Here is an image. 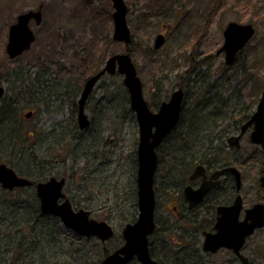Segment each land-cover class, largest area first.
<instances>
[{"label":"rangeland","instance_id":"obj_1","mask_svg":"<svg viewBox=\"0 0 264 264\" xmlns=\"http://www.w3.org/2000/svg\"><path fill=\"white\" fill-rule=\"evenodd\" d=\"M125 1L135 43L131 49H136L132 59L143 83L145 99L149 103L155 97L153 92H158L168 100L175 89L183 88L184 122L194 117L196 124L201 118L210 126L209 134L192 145V151L204 157L209 143L204 140L206 136L209 139L219 135L229 126L226 122H231V119L219 121V112L228 113L233 107L242 109L243 106L256 110L258 101L254 103L252 99L254 87L264 82V62L259 63L257 55L264 49V0H221L220 9L206 28L204 16L210 0ZM40 6L42 22H30L36 40L28 51L11 59L6 51L9 26L19 14ZM150 7H154L157 14L150 11L153 9ZM113 11L110 0H0V86L5 88L0 126L2 107H9L14 99L20 98L17 107L22 128L40 137L35 144L32 140L33 149L24 155L6 150L0 143V162L12 161L19 174H29L33 179L48 173L63 175L65 193L74 208L88 210L93 218L108 221L115 229L113 239L102 243L96 237H82L63 224L56 227L52 222L53 226H46L49 233L53 232L49 235L52 243L45 257L35 264H101L105 250L123 243L125 224L138 217L139 126L130 108L123 76L107 74L97 84L91 105L87 107L92 125L85 130L79 129L77 113L72 117V101L65 94L66 89L60 87L64 84L70 85L69 90L78 87L93 66L85 69L86 75L80 68L88 67L93 61L104 66L109 56L126 52L124 42L106 38L109 33L112 39ZM171 11L174 15L165 18ZM144 12L145 20H142L140 15ZM231 21L252 23L256 34L240 53L234 68L228 70L219 49L224 44L226 25ZM161 32L166 36L165 43L154 49L155 39ZM46 77L51 82L47 87L40 86ZM226 78L233 79L225 82ZM240 87L243 93L232 94L231 99L224 101L233 88ZM204 109L210 113L203 118L200 111ZM30 111L33 113L26 117ZM182 130L183 127L178 131ZM249 132L242 137L240 148H229L227 144L223 155H217V163L261 155L262 147L249 140ZM176 140L177 133L158 148L164 162L170 160L166 158ZM209 149L216 154L219 152L215 144ZM180 171L178 168L177 172H168L163 167L157 173L156 216L162 224L160 231L166 232L165 236L153 238L155 252L165 258V264H242L226 249L215 254H200L196 256L199 262L191 260L193 249L188 223L181 221L178 215L185 211L184 199L178 202L181 187L176 189L182 177ZM244 174L246 181L241 194L246 201L244 207H249L254 203V157L246 165ZM35 191L25 188L19 195L25 197L27 203V196ZM263 191L258 190L257 195L264 197ZM7 197L12 199V196ZM198 237L203 239L201 235ZM196 247H200V243ZM179 249H183V253H177ZM243 253L249 258V264H264V228L248 238Z\"/></svg>","mask_w":264,"mask_h":264},{"label":"water","instance_id":"obj_2","mask_svg":"<svg viewBox=\"0 0 264 264\" xmlns=\"http://www.w3.org/2000/svg\"><path fill=\"white\" fill-rule=\"evenodd\" d=\"M114 11L113 17V39L129 45L132 40V31L128 25V6L125 0H111ZM35 19L37 24L42 22V9L29 10L21 13L17 21L9 27L8 42L6 51L8 56L17 58L29 50L36 40V36L30 27V20ZM255 28L251 23L229 22L224 30V44L219 53L225 52V62L232 65L237 54L253 38ZM165 42V36L160 33L155 40L154 47L160 48ZM109 73L123 75V84L130 95L131 108L135 111L139 125L138 144V218L135 222L127 223L122 231L125 243L108 254L102 264H128L135 256L140 264H160L153 259L149 250V236L156 228L155 211V173L158 166V155L156 148L162 143L166 136L178 125L181 116L184 91L182 88L174 90L170 99L161 104L158 112L150 110L148 102L143 93V83L138 75L136 66L129 52L116 53L111 55L102 70L87 78L79 100L78 124L80 129L90 126V119L85 110V104L93 89L101 77ZM5 93V88L0 86V103ZM31 112L26 114L30 117ZM252 126L250 140L252 143L260 144L264 149V88L261 93L257 108L251 118L241 127L237 136L229 139L231 146L240 147V139ZM234 173L238 188L241 185L240 172L235 167L221 169L213 174V177L224 172ZM203 172V167L195 168L192 178ZM66 179L55 176L36 183V194L40 200L42 213L59 217L62 223L84 237H98L106 242L114 235V229L110 223L104 220H97L90 216L86 209H75L63 191ZM0 184L4 189L13 190L17 187L33 185V182L18 175L14 168L7 163H0ZM264 187V176L261 178ZM210 186L202 185L194 191L190 186L185 188V195L190 201V207L202 200ZM62 200V201H60ZM242 209V198L238 196L235 203L230 206L219 207V217L215 225L216 232H207L204 249L216 252L221 247L231 248L248 264V259L241 254V248L246 238L254 233L256 227L264 226V204H257L246 211V217L239 220ZM260 211V217L254 218V211Z\"/></svg>","mask_w":264,"mask_h":264},{"label":"trees","instance_id":"obj_3","mask_svg":"<svg viewBox=\"0 0 264 264\" xmlns=\"http://www.w3.org/2000/svg\"><path fill=\"white\" fill-rule=\"evenodd\" d=\"M221 6V0H210V3L207 8V14L204 16L206 18L205 20V28L206 25H208V22L210 19L216 14V12L220 9ZM153 9H150V11L153 10L155 12L154 14H157V11L154 10V7H150ZM171 14L168 13V15H165V18H169L172 15H174L173 11L170 12ZM143 15H146L145 12L141 14L140 16L142 17V20H145V17ZM107 41L113 40L109 37V33L106 35ZM132 44L130 45L129 51L131 52V55H133L136 52V49L134 48V51H132L131 46H133L135 43H133V40L131 42ZM240 55V54H239ZM259 55V63L264 62V49L257 54ZM239 56L236 59V62L238 60ZM235 62V63H236ZM227 66L225 64L226 69H232L235 66ZM93 66V67H92ZM92 67L89 69L91 71L89 74H87L86 78L80 83L78 87H73L72 89L69 90L70 85H61L60 87L63 89H66L65 94L67 95L68 98L72 101V106H73V118H75V114L78 113V105L76 100L78 99L82 89L85 80L87 77L90 75L96 73L100 67L101 63H95L94 61L92 62L91 65L85 68H80L81 72H83L86 75V68ZM223 75V74H222ZM222 78H225V75L222 76ZM227 79V78H226ZM233 78H228L225 82L231 81ZM51 82V79H44L40 84L42 87H47L49 83ZM1 83V82H0ZM262 83V82H260ZM256 85L254 87V98L253 101L256 103L259 101L260 94L263 89V83ZM243 89L240 87L239 89H232L231 93L226 96L225 100L231 99V95L234 94H239L243 93ZM155 97L152 98L153 100L150 101V107L152 109H156L159 104L163 100V96L159 94L158 92H153ZM20 98L14 99L13 102H11L10 106L8 107H2L1 110H3V114H1V119L3 117V122L1 123L0 126V143L2 144V148L6 150H14L16 152H19L21 155H24L27 153L28 150L33 149V144H35L40 137L36 136L34 132H30L27 130H24L22 128V125L20 123V120L18 119V116H20V112L17 107V103L19 102ZM251 99V98H250ZM2 103V102H1ZM226 104V102H224ZM244 106L242 109L238 107H233L231 110L226 113L225 111L219 112V121L222 120H229L226 122V125H229L226 129H224L222 132H220L219 135L211 138H209V143L205 146L206 150L204 151L203 155H208L210 161L214 160V156L210 155V152L212 150L209 149V146L211 144H215L218 146V143H221L222 147L225 149V140L226 138L233 132H237L240 130L241 125L246 122L248 119L251 118L252 113L254 112L251 107L247 106L245 109ZM238 109L240 112L239 119L236 120L234 114V110ZM201 114L204 117H207L208 114L210 113V110L204 109L200 111ZM33 113V111H32ZM228 114V116H227ZM201 115V116H202ZM197 119H194V117L191 119V121L184 122L183 117L181 119V124L177 129L174 130V132L170 135L172 136L173 134L177 133L178 140L174 141L172 146L173 151H170L168 158L170 159L168 162H164L162 157L160 156L159 158V167L163 169V167L167 168L168 172H177L178 168H180V174L182 173V177L186 178V175L190 172V170L193 168L196 163L200 162H206V157H200L196 155V151H192L194 147L192 145L197 144L199 141V136L201 139L202 137L209 134L210 132V126L205 123V120L200 118L199 121L194 124V121ZM210 120V119H209ZM75 121V120H74ZM235 121V122H234ZM14 123V125H11L10 123ZM211 122V121H210ZM4 128V131H1V128ZM181 127H183L182 131H178ZM7 131V135H4V132ZM170 136L166 139V143L169 140ZM177 139V138H176ZM32 140H34L32 144ZM204 140L208 141V137ZM217 140V142H215ZM201 142V141H200ZM28 145L26 147L25 145ZM199 144V143H198ZM199 149V148H198ZM34 152V151H33ZM31 153V155L35 156L34 153ZM195 154V155H194ZM254 156H251L250 158H243L241 161H238L240 165L245 167L248 162L253 158ZM7 163L13 166L12 161L7 160ZM227 164V163H226ZM138 165V164H137ZM260 167L264 166L262 164H259ZM16 168V167H15ZM182 168V169H181ZM18 172V171H17ZM20 175H26L29 179L35 181H40L44 180L47 177L52 176L53 174H45L44 176H41L39 178H30L31 175L29 174H20ZM177 176V175H176ZM157 178V175H156ZM178 181V185L176 187L179 188L182 186L183 181ZM162 181V180H161ZM162 182H160L161 184ZM158 182L156 181V185ZM31 189V188H30ZM19 189H16L14 191H8L2 189L0 186V264H35V262H39L43 257H45L47 253V248L50 243H52L51 238H49V235L53 232L51 231L50 233L46 229L47 225H54L56 227H63L61 224V221L59 218L51 216L49 214H42L40 210V201L36 195V192H32L30 195L27 196V203L25 197H21L19 195ZM157 192V189H156ZM17 194V195H15ZM157 194V193H156ZM7 196H12V199H9ZM7 197V198H5ZM25 199V200H24ZM137 203V200H136ZM134 219H132L131 222H133ZM161 221L159 218L156 216V230L154 234L152 235V238L158 237L159 235H162L166 232V230L160 231L161 229ZM49 228V227H48ZM183 245L181 244V247ZM118 245L113 247L112 249H107L104 252V256L109 253L110 251L114 250L117 248ZM151 254L153 257H159L160 258V253L155 252V244L150 246ZM183 249H179L177 253H183ZM162 257V256H161ZM164 258V257H163ZM165 259V258H164ZM185 264V263H184Z\"/></svg>","mask_w":264,"mask_h":264},{"label":"flooded vegetation","instance_id":"obj_4","mask_svg":"<svg viewBox=\"0 0 264 264\" xmlns=\"http://www.w3.org/2000/svg\"><path fill=\"white\" fill-rule=\"evenodd\" d=\"M33 20L34 19L32 18L30 20V22H32ZM16 21H17V18H16ZM165 39H166V36H165ZM129 48H130V45H129ZM222 53L224 54V57H225V53L224 52H222ZM239 54L237 55V57L239 56ZM103 68H104V66L101 65L100 69L97 72H99ZM96 73H94V74H96ZM107 74H109V73L104 74L100 80H102ZM116 74L121 75L120 73H116ZM116 74H114V75H116ZM121 76H123V75H121ZM87 78H89V77H87ZM86 80H85V82H86ZM100 80H99V82H100ZM85 82H84V84H85ZM96 86H95V88H96ZM83 88H84V85H83ZM179 88H181V87H179ZM179 88H177V89H179ZM94 89H93V91H94ZM177 89H175V90H177ZM82 91H83V89H82ZM82 91H81V93H82ZM93 91H92V93H93ZM183 91H184V89H183ZM81 93L79 95V99H77L78 112H79V100L81 97ZM92 93L90 94V96L87 99L86 104H85L86 112H87V107H89L91 105L90 99H91ZM171 95H170V97H171ZM170 97H169V99H170ZM184 99H185V91H184ZM184 99H183V103H182L181 116H180L178 125L166 136V138L162 141V143L156 148L157 155H158V161H159L160 156L162 157V159H164L162 156V153L158 151V148L162 147L163 143H166L165 142L166 139L181 124L180 122H181V119H182L183 113H184ZM168 100L163 99L162 102L159 104V106L156 109H152L150 107V102L148 103V105H149L150 110L156 113L159 111L161 104L165 101H168ZM129 102H130V95H129ZM130 108H131V103H130ZM133 112L135 113V111H133ZM240 112H241V110L240 111L238 109L234 110L233 115L235 116V119L237 117V119H236L237 121L240 120L239 119ZM87 115H88V113H87ZM77 116H78V114H77ZM135 116H136V113H135ZM88 117L90 119V126H91L92 120H91L89 115H88ZM136 119H137V116H136ZM137 123H138V121H137ZM88 128H86V129H88ZM83 130H85V129H83ZM239 132H240V130L237 131L236 133L238 134ZM237 134L231 133L225 140V146L228 144L227 146L229 148L234 147V146L230 145L229 139L232 135H237ZM139 138H140V134H139ZM199 141H200V136H199ZM217 148L219 150L218 154L214 153L213 151L210 152V155H213L215 157L214 160L210 161L208 155H204L206 157V159H208V160H206V162L196 163V165H194L193 168L191 169V172L188 175H186V178L185 177L180 178L179 181H182L185 178V180L183 181V184L184 183H186V184L184 187H183V184H182L181 188L179 187L181 191L179 190L180 192H178V193H180V198H178V202L180 203L181 200L184 199L185 211L182 214L178 213V215L181 216V218H182L181 221L188 223L189 233H190L191 238H192V240H191L192 249H193V254H192V258H191L192 261L199 262L198 259L196 258V256L200 257V254H204V255L215 254L222 249H226L227 251L232 252L235 255L236 259L241 261L242 264H244L242 259L235 253V251L233 249L227 248V247H221L216 252H211V251H207L204 249V243H205V238H206L207 232H213V233L216 232V229L214 227L218 221L219 207L220 206L233 205L235 203L237 197L241 196V198H242V209H241L240 214H239V220H243L246 217L247 209H249L253 206H256L257 204H260V203L264 204V197H262L261 194L259 196L257 195L258 190H260V189L264 190V187L261 184V178L264 176V166L260 167V165H259V164L264 165V156H263L264 152H260L261 155H255L254 154V203L252 205H250L249 207H244L246 201L244 202L245 197L241 194V191H242V187L246 181V177L244 174L246 166L243 167L242 165H240L238 163V161H241V160H238V159H235L234 162H227V164H226V161L222 162L221 164L217 163V155L221 156V155H223V152L225 151V149L222 147L221 143H218ZM137 152H138V150H137ZM169 155L171 156V154H169ZM169 155H168V157H169ZM198 166L203 167V172L192 178V175L195 173V168ZM228 167H235L240 172L241 185L239 188L237 186L236 177H235L234 173H232L231 171H227V172H224L218 176L213 177V174L215 172H217L221 169H224V168H228ZM161 169L162 168L159 167V162H158V168L156 169L157 172L155 173V182H156V175L158 173V170H161ZM52 176H50V177H52ZM54 176H56L58 178L64 177L63 175H54ZM50 177H47L44 180H46ZM176 178L178 179L177 176H176ZM202 185L210 186V188L207 191V193L203 196L202 200H200L199 202L194 204L192 207H190V201L187 199V197L185 195V188L187 186H190L194 191H196V190L200 189ZM28 187L36 190L35 185L34 186H28ZM182 187H183V189H182ZM155 188H156V183H155ZM230 189H231L230 195L228 196L227 192ZM156 196H157V194H156ZM60 201H62V200H60ZM173 208L176 210L177 206L174 205ZM260 214H263V213L258 211V210L254 211V218L260 217ZM155 222H156V218H155ZM263 228H264V226L263 227H256L254 229V233L257 230L263 229ZM155 230H156V228H155ZM155 230H154V232H155ZM154 232L149 236V250H150V246L152 245V241H153L152 235L154 234ZM163 235L165 236V233ZM199 235L203 236V239L200 240L198 237ZM252 235H250V236H252ZM113 236H115V229H114V235ZM250 236H248L246 238V241L241 248V254H243V255H244L243 252H244V249L246 246V242ZM122 237H123V234H122ZM111 239H113V238H111ZM124 243H125V239L123 237V243L120 246L118 245V247L115 248L114 250L121 247ZM197 243L198 244L200 243V247H196ZM153 244H154V241H153ZM198 248L200 251L197 250ZM109 253H107L105 256H107ZM150 254H151V250H150ZM151 257L153 259H155L156 261H158L160 264H165V261H164L165 259L163 257H161V256H160V258L159 257H153L152 254H151ZM246 258L248 259V264H249V258L248 257H246ZM101 264H102V262H101ZM128 264H140V260L138 259L137 256H135L128 262Z\"/></svg>","mask_w":264,"mask_h":264}]
</instances>
